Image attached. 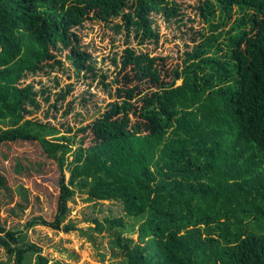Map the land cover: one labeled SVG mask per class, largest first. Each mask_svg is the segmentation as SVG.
I'll return each instance as SVG.
<instances>
[{"label": "trees", "instance_id": "obj_1", "mask_svg": "<svg viewBox=\"0 0 264 264\" xmlns=\"http://www.w3.org/2000/svg\"><path fill=\"white\" fill-rule=\"evenodd\" d=\"M234 8L240 16L220 40ZM197 10L211 32L182 62L126 47L113 59L116 99L73 135L58 136L57 126L27 117L48 90L25 79L52 74L65 60L96 75L78 33L88 21L143 44L160 38L155 16L181 21L182 5L0 0V151L12 142L38 141L61 173L54 220L36 216L27 228L74 230L62 222L79 191L121 201L140 221L138 241H116L126 251L125 264H264V0H203ZM71 91L68 86L58 98ZM7 187L0 171V192ZM106 222L127 228L123 218ZM0 247L16 264L48 263L24 229L1 222Z\"/></svg>", "mask_w": 264, "mask_h": 264}, {"label": "rangeland", "instance_id": "obj_2", "mask_svg": "<svg viewBox=\"0 0 264 264\" xmlns=\"http://www.w3.org/2000/svg\"><path fill=\"white\" fill-rule=\"evenodd\" d=\"M177 1L182 5L181 21L155 16L154 27L160 33L158 41L140 44L138 40H128L126 34H117L105 23L88 21L78 33L92 55L98 74L79 72L65 60L64 66L57 67L52 74L30 75L25 84L34 83L36 89L48 91L39 95L38 107L29 106L27 117L57 126L61 131L58 136L73 135L79 127L103 114L116 99L118 68L113 59L119 60L126 47L151 55L175 57L173 63L185 59L187 52L203 39V34L211 32V26L197 10L203 0ZM239 16L240 12L234 8L225 20L222 29L225 35L220 40H226V32ZM218 20L219 10L215 23ZM68 86L72 91L59 99V94ZM0 171L8 182L7 189L0 192V222L7 228L24 229L26 240L41 247L42 255L48 258L47 264H125L126 251L116 241L119 237L138 241L140 221L126 214L123 202L90 199L87 193L77 191L68 202L69 211L62 222V225H75L74 230L67 232L43 224L27 228L29 220L36 216L49 221L55 218L60 195L58 164L47 157L38 141H17L2 147ZM114 218H123L127 228L109 226L106 220ZM32 258L35 261L36 255ZM0 264H16L4 247H0Z\"/></svg>", "mask_w": 264, "mask_h": 264}]
</instances>
